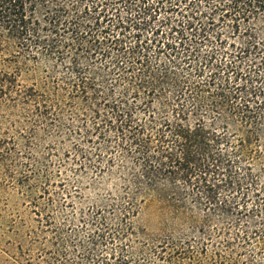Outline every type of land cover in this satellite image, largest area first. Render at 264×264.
<instances>
[{"label":"trees","instance_id":"1","mask_svg":"<svg viewBox=\"0 0 264 264\" xmlns=\"http://www.w3.org/2000/svg\"><path fill=\"white\" fill-rule=\"evenodd\" d=\"M161 2L0 0V105L24 122L0 162L42 178L53 264H264V0ZM43 143L112 179L70 240L38 201ZM149 203L157 233L134 224Z\"/></svg>","mask_w":264,"mask_h":264},{"label":"rangeland","instance_id":"2","mask_svg":"<svg viewBox=\"0 0 264 264\" xmlns=\"http://www.w3.org/2000/svg\"><path fill=\"white\" fill-rule=\"evenodd\" d=\"M29 79L31 78L25 76L24 81L30 82ZM19 114L17 110L11 111L4 104L0 105V135L14 136L23 146L24 139L17 132L24 124L20 121ZM40 135H43L42 132ZM44 145L46 144H39L35 153L50 159L48 164L52 183L48 188L49 192L38 198V201L42 207L53 213L56 224L63 230L62 235L70 240L75 232L76 235L81 233V228L77 227L80 225L77 221L81 211H86L96 197L106 196L107 190H111L112 179L106 176L94 182L91 172L85 176L66 172V169L60 167L58 158H48ZM6 163L10 165L11 170L0 162V264H53L50 253L53 250L52 233L45 226L41 227L40 218L32 204L34 199L43 193V180L35 176L28 182V185H33L32 189L21 187L16 179L26 174V168L20 165L21 161L14 163L10 159ZM66 179L80 186L82 193L74 194V189L69 187L72 184L67 186L64 181ZM49 197L52 198V203L48 201ZM158 215L161 214L156 206L149 203L142 207L140 215L134 219V224L136 227H147L150 233H157ZM66 239L64 242L69 247V258L74 259V249Z\"/></svg>","mask_w":264,"mask_h":264},{"label":"snow or ice","instance_id":"3","mask_svg":"<svg viewBox=\"0 0 264 264\" xmlns=\"http://www.w3.org/2000/svg\"><path fill=\"white\" fill-rule=\"evenodd\" d=\"M201 2H203V0H201ZM141 3H142V0H133L132 7L133 8L139 7L141 5ZM150 3L155 5L157 3V0H150ZM161 6H164L163 0L161 2ZM146 19H150V18L146 17ZM131 22L136 23L135 17L132 18ZM217 71H219V70H217Z\"/></svg>","mask_w":264,"mask_h":264}]
</instances>
